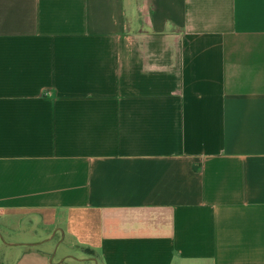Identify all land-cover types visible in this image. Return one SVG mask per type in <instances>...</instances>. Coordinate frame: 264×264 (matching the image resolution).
<instances>
[{
  "label": "crops",
  "instance_id": "1",
  "mask_svg": "<svg viewBox=\"0 0 264 264\" xmlns=\"http://www.w3.org/2000/svg\"><path fill=\"white\" fill-rule=\"evenodd\" d=\"M0 264H264V0H0Z\"/></svg>",
  "mask_w": 264,
  "mask_h": 264
},
{
  "label": "trees",
  "instance_id": "2",
  "mask_svg": "<svg viewBox=\"0 0 264 264\" xmlns=\"http://www.w3.org/2000/svg\"><path fill=\"white\" fill-rule=\"evenodd\" d=\"M86 251H87V255L88 256H90V257H96V254H95V252L93 250L87 249Z\"/></svg>",
  "mask_w": 264,
  "mask_h": 264
}]
</instances>
